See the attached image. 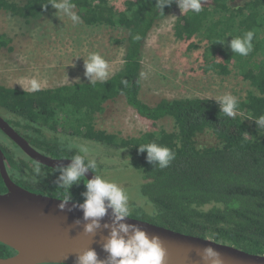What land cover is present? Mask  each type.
<instances>
[{"label":"trees","instance_id":"1","mask_svg":"<svg viewBox=\"0 0 264 264\" xmlns=\"http://www.w3.org/2000/svg\"><path fill=\"white\" fill-rule=\"evenodd\" d=\"M48 3L50 0H0V11L30 21L51 9L50 4L47 10L42 8ZM72 3L87 25L126 31L123 68L103 81L75 82L37 91L0 84V114L33 147L57 158L84 155L71 144L61 142L62 137L55 133L61 115L71 116L72 135L126 151L129 163L142 170V193L154 209L141 210L131 217L264 255V127L257 128L254 121L264 116V0H206L201 12L186 11L173 26L177 40L200 37L209 44L208 51H217L205 59L207 69L228 75L233 66L249 83L251 89L244 99H238L234 118L220 112L216 101L207 97H162L154 105L141 99L145 41L176 3L165 7L164 13L155 7V0H127L124 9L110 0ZM249 30L255 33L253 50L247 56L232 53L228 41ZM224 39V44L217 43ZM9 41L0 33V47L8 46ZM197 46L193 41L190 44V48ZM121 95L141 117L152 121L173 119V130L162 128L123 137L97 129L95 114L104 111L107 101ZM151 142L175 153L168 167L161 169L149 163L146 151H138L139 145ZM0 147L8 173L17 184L36 193L64 198L65 190L55 183L61 174L55 171L59 167L36 161L1 129ZM88 159L85 155L86 164ZM87 180L84 177L67 190L70 200L84 202ZM7 191L0 172V193ZM14 254L13 248L0 242V257Z\"/></svg>","mask_w":264,"mask_h":264},{"label":"rangeland","instance_id":"2","mask_svg":"<svg viewBox=\"0 0 264 264\" xmlns=\"http://www.w3.org/2000/svg\"><path fill=\"white\" fill-rule=\"evenodd\" d=\"M126 1L110 0V3L124 9ZM56 11L51 8L30 21L0 11V33L10 39L8 46L0 47V84L32 90L33 81L39 89L88 82L84 60L90 53H99L108 62L106 79L123 68L127 35L124 29L87 25L76 8L74 11L81 18L78 24L61 13L55 15ZM183 13L176 4L154 26L145 41L141 99L151 105L162 97L219 99L224 94H232L237 99H244L251 87L235 67L230 66L232 72L228 75L207 69L205 59L217 51H208L206 40L200 37L191 41L175 38L173 26ZM192 41L198 46L190 48ZM104 106L103 112L95 114L97 129L123 137L162 128L173 130V119L166 117L152 121L141 117L123 95L107 101ZM60 118L55 133L62 137L61 142L78 150L88 148V157L96 159L97 175L117 183L128 195L131 216L140 214L141 210L154 209L142 193V170L129 163L126 151L107 148L95 140L72 135L71 116L62 114ZM2 138L6 140L3 134ZM16 150L22 153L17 147Z\"/></svg>","mask_w":264,"mask_h":264},{"label":"water","instance_id":"3","mask_svg":"<svg viewBox=\"0 0 264 264\" xmlns=\"http://www.w3.org/2000/svg\"><path fill=\"white\" fill-rule=\"evenodd\" d=\"M0 129L25 153L50 167H67L69 157H52L34 148L1 114ZM5 154L0 147V172L8 188L0 193V242L10 246L16 254L0 257V264H77V258L88 249L96 251L99 260L108 253L103 245L110 237L114 217L108 209L100 219L94 233H85L83 202L33 192L17 184L9 175ZM97 174L89 169L85 177L90 180ZM64 203V208L59 205ZM134 224L151 237L159 235L166 250L165 264H203L196 247L211 245L224 255V264H264V255L247 252L233 245L182 233L135 217L122 221ZM108 225V227H105Z\"/></svg>","mask_w":264,"mask_h":264},{"label":"clouds","instance_id":"4","mask_svg":"<svg viewBox=\"0 0 264 264\" xmlns=\"http://www.w3.org/2000/svg\"><path fill=\"white\" fill-rule=\"evenodd\" d=\"M172 3L177 4L181 13L189 10L199 13L206 0H155V7L164 13V8L171 6ZM49 4L57 10L55 15L61 13L70 18L74 24L81 22L80 16L74 11L76 5L72 3V0H50V3L43 5L42 8L47 10ZM254 35V31L249 30L243 36L232 37L228 41L232 53L247 56L253 50ZM139 38V36L135 37V39ZM217 43L224 44L225 39ZM84 67L85 76L90 83H94L97 79L103 81L108 75V62L99 53H90L88 59L84 60ZM31 87L33 91L39 90L35 81L32 82ZM214 100L218 104L220 112L228 117H235L238 109L236 96L224 94ZM254 121L257 128L264 127V116H260ZM245 135L248 134L245 133ZM80 151L84 155L73 156L69 166L55 169L61 173L55 183L65 190L66 194L62 199L65 203L71 199L67 190L73 184L81 181L89 169L94 171L97 167L95 158H89L87 164L85 163V155L88 156L89 153L88 148L82 147ZM138 151L141 153L146 151L147 161L161 169L168 167L170 162L175 159V153L170 148L156 142L139 145ZM36 171H40L39 167ZM85 186L87 189L83 193L85 199L79 205L83 210L84 219L91 221L85 225V233L92 234L95 229L100 227L99 221L106 215L108 209L112 210L114 221L110 237L103 245V249L109 254L106 260H99L96 251L88 249L78 256L77 264H165L166 250L159 235L150 237L146 231L136 225L122 222L125 218H131L129 197L122 187L100 175L87 180ZM59 207L63 209L64 203H61ZM195 251L203 264H224V255L210 244L203 248L196 247Z\"/></svg>","mask_w":264,"mask_h":264},{"label":"flooded vegetation","instance_id":"5","mask_svg":"<svg viewBox=\"0 0 264 264\" xmlns=\"http://www.w3.org/2000/svg\"><path fill=\"white\" fill-rule=\"evenodd\" d=\"M4 117V116H3ZM5 118V117H4ZM6 119V118H5ZM7 120V119H6ZM21 134V133H20ZM28 140V139H27ZM29 141V140H28ZM35 148V147H34ZM38 150V149H37Z\"/></svg>","mask_w":264,"mask_h":264}]
</instances>
